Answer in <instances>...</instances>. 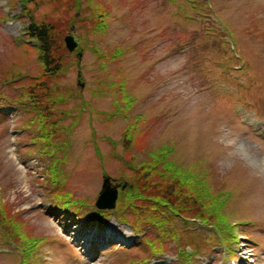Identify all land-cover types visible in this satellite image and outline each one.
<instances>
[{
	"label": "rangeland",
	"instance_id": "374dc122",
	"mask_svg": "<svg viewBox=\"0 0 264 264\" xmlns=\"http://www.w3.org/2000/svg\"><path fill=\"white\" fill-rule=\"evenodd\" d=\"M77 1L78 11L72 0L26 4L37 21L71 33L82 52L80 60L72 52L54 85L77 97L59 106L51 120L60 126L42 141L39 117L21 98L41 69L25 33L29 19L21 0H0V201L29 239H41L33 261L182 264L188 233L201 252L191 264H264V0ZM91 4L106 12L103 31H90ZM156 153L212 195L223 194L217 211L234 241L217 232L228 229L214 227L215 217L192 219L187 231L176 217L164 240L144 220L136 227L131 216L123 223L111 210H102L104 218L93 212L104 178L120 194L129 166ZM109 229L116 235L106 236ZM20 257L0 233V264Z\"/></svg>",
	"mask_w": 264,
	"mask_h": 264
},
{
	"label": "trees",
	"instance_id": "16d2710c",
	"mask_svg": "<svg viewBox=\"0 0 264 264\" xmlns=\"http://www.w3.org/2000/svg\"><path fill=\"white\" fill-rule=\"evenodd\" d=\"M21 1L23 3L22 12L29 19V26L25 28V33L30 39L35 41L38 51V61L41 65L40 71L35 76L29 77V82L23 86L24 92L21 94V98L24 99L23 103L32 106V111L39 117V126L42 131L39 138L42 141H50L52 137L50 133H53L59 124L51 120L52 116L55 115L59 106L67 104L68 98L77 97L72 90L58 92L54 88V85L57 86L55 80L65 75L74 58L72 53L66 50L62 41L66 30L56 29L57 26L52 20L37 21L34 15L26 8V4L32 0ZM72 2L75 3L74 7L78 11L80 9L76 6L78 1L72 0ZM66 6L68 7V4ZM65 10L69 9L66 8ZM88 12H92L90 14V18H92L90 20L92 23L90 24V31L92 33L103 31L106 27V12L95 4H91L88 7ZM66 15H68L67 12ZM73 18L75 17L73 16ZM69 19L71 20V15H69ZM67 23L71 25V21ZM64 111L66 112L65 109L59 110L62 113ZM42 123L49 127L50 132H48L49 129L47 128L45 130ZM66 133L67 131L64 132V134ZM130 141L131 135L128 130V133H124L122 142L125 145H129ZM152 157L153 159L150 162L144 160L140 162L139 166H129V171L126 170L127 179L120 181L121 185L126 183L125 189L120 192L121 195L119 194L121 196L120 202L123 204L110 213L121 218L124 222H128L126 221V217H133L132 224L136 227L138 226V220H143L144 218L147 223L156 226V230L161 232L162 239L164 240L168 238L164 234L166 233L165 225H169L173 221L170 215L161 217L160 212L167 213L166 209L174 217L184 216L183 214L186 215L187 211L203 220L215 217V224H219L216 222H221L220 225L222 227L230 229L228 222L226 220L222 221L217 211L221 207V203L225 201L223 194L212 195L209 186L204 181L203 185L199 182L196 184L190 179L189 175L181 176L177 167L172 162L168 164L164 161V155L161 156L160 153H156ZM153 207H156V212ZM186 208L189 210H186ZM95 212L99 216L101 215L102 218L105 217L104 213L106 211ZM134 218L136 222H134ZM19 222L21 221L18 219L17 214L12 212V208L5 206L0 201L1 235L3 238L5 236L6 242L15 245L16 250L20 253L19 264H36V261H33V259L41 239L38 237L29 239L20 230ZM176 235L173 232L172 238L176 239ZM182 240H185L186 246L183 248L179 247L182 251L181 253L190 257L186 248L187 246L191 248L188 233L185 239L182 238ZM151 246L156 250L157 245L154 242L151 243ZM192 252H196V249L192 250Z\"/></svg>",
	"mask_w": 264,
	"mask_h": 264
},
{
	"label": "water",
	"instance_id": "95a60500",
	"mask_svg": "<svg viewBox=\"0 0 264 264\" xmlns=\"http://www.w3.org/2000/svg\"><path fill=\"white\" fill-rule=\"evenodd\" d=\"M72 29H74V28L72 27L71 30ZM63 42L65 45V48L69 52H73L78 46V43L74 39L72 34L65 35L63 38ZM81 55H82L81 52L77 53V56L79 59L81 58ZM108 180H109L108 178H105L103 180L101 189H100L99 194L96 198L95 206L98 209H112L115 207V203H116V199H117V188L115 186H110L108 184Z\"/></svg>",
	"mask_w": 264,
	"mask_h": 264
},
{
	"label": "bare ground",
	"instance_id": "6f19581e",
	"mask_svg": "<svg viewBox=\"0 0 264 264\" xmlns=\"http://www.w3.org/2000/svg\"><path fill=\"white\" fill-rule=\"evenodd\" d=\"M245 147H247L246 145H245ZM253 167H255V168H259L260 167V164H261V160H258L256 157L253 159ZM116 235V233H114V230L113 229H109L107 232H106V236H115ZM117 237H120V236H118L117 235Z\"/></svg>",
	"mask_w": 264,
	"mask_h": 264
}]
</instances>
